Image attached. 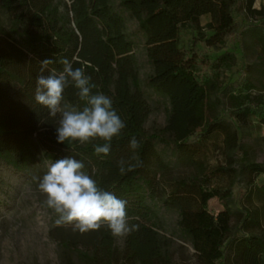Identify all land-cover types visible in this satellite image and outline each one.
<instances>
[{
	"label": "trees",
	"instance_id": "1",
	"mask_svg": "<svg viewBox=\"0 0 264 264\" xmlns=\"http://www.w3.org/2000/svg\"><path fill=\"white\" fill-rule=\"evenodd\" d=\"M128 11L143 31L152 72L147 87L167 99L170 108L163 127L149 133L151 113L141 79L135 44L125 30V19L115 2ZM9 19L0 23V160L19 172L33 167L40 150L51 162L66 157L82 161L100 188L127 202L129 223L138 227L116 245L105 226L81 234L70 225L53 230L65 250L77 252L83 264H172L170 240L159 232V201L178 212L181 233L192 243L200 264H264V164L251 157L241 143L240 130L255 121L264 126V6L255 0H0ZM236 11L243 12L240 50L243 71L227 82L238 63L229 49V36L240 29ZM209 17L205 24L202 17ZM184 30L196 40L223 50L211 59L191 57L193 48L181 46ZM67 58L73 68H84L95 85L93 94L111 98L126 127L114 138L110 154L96 155L93 144L57 142L59 115L35 100L41 62L63 70ZM46 70L44 75H48ZM78 89L69 86V107L82 109ZM226 106L229 119L222 115ZM136 137L140 147L132 150ZM160 141L171 149L185 173L173 175L170 163L157 149ZM94 143L103 144L102 140ZM173 147V148H172ZM221 159L211 163L213 153ZM134 158V159H133ZM140 162L121 174L119 161ZM40 171L33 175L37 178ZM227 179L221 184L219 180ZM243 182V198L251 205L233 211L234 186ZM217 198L219 214L209 210ZM255 198L262 207L255 205ZM234 217H237L234 225ZM235 226L240 233H235ZM229 249L230 253H227Z\"/></svg>",
	"mask_w": 264,
	"mask_h": 264
},
{
	"label": "rangeland",
	"instance_id": "2",
	"mask_svg": "<svg viewBox=\"0 0 264 264\" xmlns=\"http://www.w3.org/2000/svg\"><path fill=\"white\" fill-rule=\"evenodd\" d=\"M264 6V0H256V6ZM115 9L125 19V30L135 44L134 54L137 59L141 87L144 89L147 101L151 105V113L145 123L147 132L163 127L167 122V114L170 103L162 96L155 94L147 87V80L152 72V66L147 58L146 44L143 31L139 29L138 21L123 9L119 1L115 2ZM235 18L240 29L229 36V49L238 55V63L227 73V82L234 80L243 71L244 60L240 50V30L244 23L243 12L236 11ZM209 17L204 16L201 23L205 24ZM0 23L5 29L9 28V19L0 4ZM197 32L184 30L180 37L181 46L193 48L191 57L206 55L214 59L217 54L223 52L207 46L199 41L196 45ZM222 115L229 119L226 106L221 110ZM241 143L248 145L251 157L258 163L264 164V126L253 122L251 127L240 130ZM157 149L161 152L165 161L170 163L173 175L185 173V169L178 163L171 149L160 141L155 142ZM173 148V147H172ZM221 159V154L213 153L211 163L216 164ZM50 160L44 157V151L40 150L36 161L30 171L24 173L17 171L13 166H8L0 160V264H83L77 252L65 250L59 239L53 235L58 225L57 215L45 204L46 197L38 188L39 179L47 172ZM40 171L37 178L33 175ZM219 183H227V179L219 180ZM264 183V174L258 179V184ZM243 182L240 180L235 186L233 211H241L243 207L251 205L243 198ZM148 202L156 210L159 219V232L170 240L172 264H200L190 240L181 233L178 225V212L167 209L161 202ZM256 206L262 207L257 198L254 200ZM209 210L217 215L224 209L223 203L217 198L209 201ZM237 217H234L236 225ZM235 233H240L235 226ZM126 237L117 238L116 245L121 249L125 247ZM227 253L230 251L227 249Z\"/></svg>",
	"mask_w": 264,
	"mask_h": 264
},
{
	"label": "clouds",
	"instance_id": "3",
	"mask_svg": "<svg viewBox=\"0 0 264 264\" xmlns=\"http://www.w3.org/2000/svg\"><path fill=\"white\" fill-rule=\"evenodd\" d=\"M51 63L50 60L41 62L35 100L49 110L50 117L59 115L57 142L93 144L96 155L107 156L113 139L119 138L126 127L111 98L102 93L93 94L95 85L91 83V77L85 74L84 68H73L67 58L59 61L63 65V70L59 72L55 68L48 69ZM46 70L48 75H44ZM70 85L78 89L79 99L85 102L82 109L69 107L66 102L64 93ZM97 140L104 143H94ZM129 146L136 150L140 142L132 137ZM139 166V161H119L122 175ZM95 172L93 167L92 175ZM92 175L85 170L82 161L66 157L49 164L47 172L39 179L38 188L46 197V206L57 215V225H70L74 232L81 234L106 226L114 238L126 237L138 227L129 223L131 218L127 214V202L100 188Z\"/></svg>",
	"mask_w": 264,
	"mask_h": 264
},
{
	"label": "crops",
	"instance_id": "4",
	"mask_svg": "<svg viewBox=\"0 0 264 264\" xmlns=\"http://www.w3.org/2000/svg\"><path fill=\"white\" fill-rule=\"evenodd\" d=\"M254 7H255V8H257V7L259 8V7H260V6H256V0H255V4H254Z\"/></svg>",
	"mask_w": 264,
	"mask_h": 264
}]
</instances>
